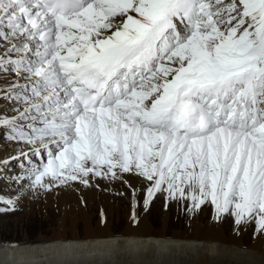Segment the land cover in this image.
<instances>
[{
	"label": "snow or ice",
	"instance_id": "6c2138e0",
	"mask_svg": "<svg viewBox=\"0 0 264 264\" xmlns=\"http://www.w3.org/2000/svg\"><path fill=\"white\" fill-rule=\"evenodd\" d=\"M0 130L47 156L0 212L135 176L264 235V0H0Z\"/></svg>",
	"mask_w": 264,
	"mask_h": 264
},
{
	"label": "bare ground",
	"instance_id": "6f19581e",
	"mask_svg": "<svg viewBox=\"0 0 264 264\" xmlns=\"http://www.w3.org/2000/svg\"><path fill=\"white\" fill-rule=\"evenodd\" d=\"M24 150L27 151V147ZM18 152L17 145L9 142L6 133L0 130V161H7L0 163V170L9 180L4 188L12 197L29 184L28 178L22 181L21 173L47 161L46 153H29L18 165L16 159H9L17 157ZM128 179L130 182L138 180L135 176ZM112 183L119 181L96 178L89 186L72 182L70 186H58L50 191L41 189L39 194L46 197L55 192L61 197L77 192L83 198L87 196L84 190L92 185L97 187L94 189L97 194L104 184ZM31 194V191L26 192L19 204H24ZM183 204L186 224L179 232L168 235L164 230H148L145 218L137 219L130 210L127 228L119 234L109 231L106 220L100 218L94 228L88 221L82 236L67 235L59 228L51 236L38 237L34 241L24 238L20 243L0 244V264H264V235L255 232L254 224L238 226L230 216L217 220L210 204L195 213L187 211L185 202ZM73 208L69 206L68 213L72 214Z\"/></svg>",
	"mask_w": 264,
	"mask_h": 264
},
{
	"label": "rangeland",
	"instance_id": "374dc122",
	"mask_svg": "<svg viewBox=\"0 0 264 264\" xmlns=\"http://www.w3.org/2000/svg\"><path fill=\"white\" fill-rule=\"evenodd\" d=\"M19 159L14 160L18 165L23 162L24 157ZM4 174V171L2 173L0 170V197L7 199L12 196L6 191L8 189L4 188L9 181ZM21 175L24 179L22 181H26L27 170ZM131 184L139 189L135 194V200L132 189L120 181L117 184H104L103 190L97 194L94 191L97 187L92 185L84 190L87 196L83 198L79 197L77 192L74 195L61 197L55 192L53 196L46 197L41 194L28 195L24 204H19L14 211L0 212V244L20 243L24 238L34 241L38 237L51 236L59 228H62L67 235L75 233L82 236L88 221V224L94 228L100 218L106 220L109 231L119 234L127 228V216L130 210L137 219L145 218L143 221L148 230H164L169 235L184 229L186 210L183 201L167 202L166 207L165 194L157 193L146 208L141 181L134 180ZM27 193L29 194V191ZM71 205L74 206L72 214L68 213V207ZM204 206L202 205L201 209ZM2 207L6 205L0 203V208ZM225 232L228 233V230L225 229Z\"/></svg>",
	"mask_w": 264,
	"mask_h": 264
}]
</instances>
